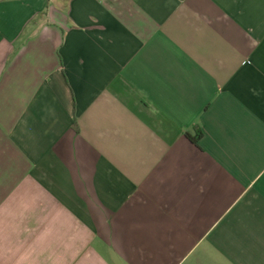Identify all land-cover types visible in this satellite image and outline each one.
Listing matches in <instances>:
<instances>
[{
	"label": "crops",
	"instance_id": "1",
	"mask_svg": "<svg viewBox=\"0 0 264 264\" xmlns=\"http://www.w3.org/2000/svg\"><path fill=\"white\" fill-rule=\"evenodd\" d=\"M0 264H264V0H0Z\"/></svg>",
	"mask_w": 264,
	"mask_h": 264
},
{
	"label": "trees",
	"instance_id": "2",
	"mask_svg": "<svg viewBox=\"0 0 264 264\" xmlns=\"http://www.w3.org/2000/svg\"><path fill=\"white\" fill-rule=\"evenodd\" d=\"M198 136H200V133L198 134Z\"/></svg>",
	"mask_w": 264,
	"mask_h": 264
}]
</instances>
